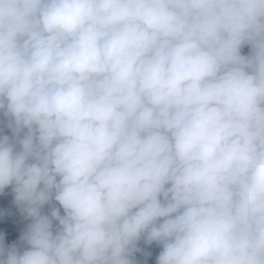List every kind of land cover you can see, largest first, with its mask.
I'll use <instances>...</instances> for the list:
<instances>
[{
  "label": "clouds",
  "instance_id": "9594fccd",
  "mask_svg": "<svg viewBox=\"0 0 264 264\" xmlns=\"http://www.w3.org/2000/svg\"><path fill=\"white\" fill-rule=\"evenodd\" d=\"M0 264H264V0H0Z\"/></svg>",
  "mask_w": 264,
  "mask_h": 264
},
{
  "label": "trees",
  "instance_id": "16d2710c",
  "mask_svg": "<svg viewBox=\"0 0 264 264\" xmlns=\"http://www.w3.org/2000/svg\"><path fill=\"white\" fill-rule=\"evenodd\" d=\"M15 222L17 224V228L15 230V234L14 236H12L11 238L6 237L7 242L11 243L13 239L18 240L19 239V235H20V231L23 229V227L26 225L27 221H24L22 216L19 214L18 210H15Z\"/></svg>",
  "mask_w": 264,
  "mask_h": 264
}]
</instances>
